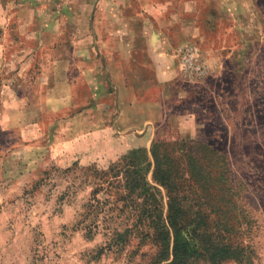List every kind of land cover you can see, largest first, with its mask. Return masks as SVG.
Listing matches in <instances>:
<instances>
[{
    "label": "rangeland",
    "instance_id": "obj_1",
    "mask_svg": "<svg viewBox=\"0 0 264 264\" xmlns=\"http://www.w3.org/2000/svg\"><path fill=\"white\" fill-rule=\"evenodd\" d=\"M61 2L69 0H0V264H149L157 249L140 242L139 208L117 194L111 170L121 169L123 155L144 151L145 178L157 189L164 216L165 190L152 180L150 147L180 139L211 143L227 156L225 165L215 157L203 161L213 174L228 169L221 186L230 188L226 203L217 184L208 192L219 197L199 201V190L180 188L188 212L199 206L209 214L205 235L224 236L226 220L228 241L243 249L242 260L219 264H264V0H172L185 7L181 17L195 21L185 46L196 48L206 70L185 75L181 69L177 81L158 83L147 94L143 81L152 71L138 62L141 93L134 101L123 83L118 87L122 69L127 82L133 71L118 58L102 60L100 44L79 47L73 61L51 60L52 43L68 20L85 26L94 7L69 19L55 12ZM129 14L143 35L144 22ZM104 16L100 11L92 28L97 40L109 38L104 28L121 21L111 12ZM81 35L77 30V41ZM43 38L48 42L37 47ZM100 173L111 186L98 180ZM97 183L103 188L93 195ZM92 197L103 211L87 210L96 204ZM95 218L108 229L89 234L85 219ZM125 227L128 241L114 245L113 229ZM101 246L108 248L97 255Z\"/></svg>",
    "mask_w": 264,
    "mask_h": 264
},
{
    "label": "trees",
    "instance_id": "obj_2",
    "mask_svg": "<svg viewBox=\"0 0 264 264\" xmlns=\"http://www.w3.org/2000/svg\"><path fill=\"white\" fill-rule=\"evenodd\" d=\"M143 153L144 151L135 149L123 155L121 169H112L114 176H111L120 187L117 194H120L124 198L123 200L130 199L131 202L135 200V204L139 208L140 218L134 227L140 236V242L151 241L157 249L150 258L149 264H194L198 260H204L208 264H219L229 259L242 260L244 258L243 249L231 245L228 241L229 237L226 235L230 234L232 228L229 227L226 220L220 228V235L224 234V236L212 238L205 235L204 231L208 227L206 220L209 214L204 215L199 206L194 211L188 212L183 202L185 197L180 194V188L183 185H190L193 190L201 192L196 201L201 198L207 199L211 195L219 197L217 193L208 192L212 189L213 184H217L220 186L221 196L219 199L226 203L230 188H221V186L224 185L222 179L229 174L228 169L213 174L211 169H205L206 164L204 165L203 161L204 158L215 157L222 159L225 165L227 156L224 153H218L215 145L200 140L180 139L172 143L154 141L150 147L153 166L152 180L165 190L166 214L163 216V205L160 198L157 197V189L150 185L145 178L150 163L146 167L142 166L145 158V153ZM99 175L98 180L104 179L103 173ZM104 181L108 182V186L114 182L108 177ZM114 187L118 186L114 184ZM102 188V184L97 183L92 192L93 195ZM90 199L96 200V204H87V210L91 212L103 211L101 200L96 197ZM223 213L224 216H228L226 210ZM85 220L88 221L85 229L89 234L93 228L105 227V222L98 218ZM84 222L82 221V223ZM229 228L230 231L227 234ZM105 229L108 228L105 227ZM128 231V227H125L121 232L118 229H113V233H111L113 244L124 245L130 236ZM106 248L108 246L99 247L97 255H100ZM169 258L170 260L167 261Z\"/></svg>",
    "mask_w": 264,
    "mask_h": 264
},
{
    "label": "crops",
    "instance_id": "obj_3",
    "mask_svg": "<svg viewBox=\"0 0 264 264\" xmlns=\"http://www.w3.org/2000/svg\"><path fill=\"white\" fill-rule=\"evenodd\" d=\"M92 4L94 7L92 6L93 9L88 17L89 21L85 26L80 27L71 19V21L68 20V24H65V28H62L65 29L64 34L58 35H61V39H56V42L52 43L51 60L57 62L73 61L74 58L72 57L79 47L88 48L92 44H100V50L103 53L102 60L109 61L118 58L122 65L125 64L126 68L133 71L132 80L127 82L126 70L122 69L120 75L123 80L119 84L117 82L118 87L123 83L122 87H125L127 92L135 95L132 97L133 101L141 93L139 80H137L139 74L137 73L134 76V72L139 70L138 62H146L143 65L151 68L152 71L148 75L151 77L143 81L144 92L147 94L158 83L177 81L178 78H181V66L180 64H174L176 60H179V50L182 48L178 49V47L188 45L185 44V41L194 35L197 30L195 21L191 22L188 21V17H181L182 13H186L185 7L174 4L172 0H69V2L58 4L56 7L59 9L55 12L59 14L68 13L70 19L73 14L79 13L82 9H89ZM100 11L105 15L104 17L111 12L113 17L121 20L119 21V27L116 26L113 30H110L107 26L104 28L108 32L106 34L110 36L104 40L102 37L97 40L92 29L94 26L97 27L96 22L99 19L98 13ZM129 12L137 18L136 21L144 22L145 25L142 24L143 35L140 33V28L135 27V20L132 16H128L130 15ZM178 14L179 17H173V15ZM113 17L110 19L112 20ZM105 21L106 19L102 20V26ZM77 30H82V38L78 41L76 38ZM47 42L48 38H43L39 40L37 47L45 45ZM141 52L146 53L147 60L143 61L141 59V56H144ZM26 54L27 50L22 49L19 56L22 59Z\"/></svg>",
    "mask_w": 264,
    "mask_h": 264
},
{
    "label": "built area",
    "instance_id": "obj_4",
    "mask_svg": "<svg viewBox=\"0 0 264 264\" xmlns=\"http://www.w3.org/2000/svg\"><path fill=\"white\" fill-rule=\"evenodd\" d=\"M181 69L186 75L203 74L206 70L204 62L199 58L196 48L184 46L179 50Z\"/></svg>",
    "mask_w": 264,
    "mask_h": 264
}]
</instances>
